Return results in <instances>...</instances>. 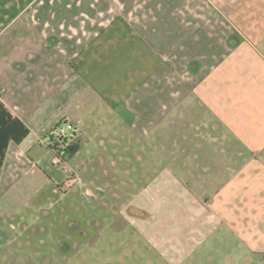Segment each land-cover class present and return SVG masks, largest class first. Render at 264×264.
Here are the masks:
<instances>
[{
  "label": "crops",
  "instance_id": "crops-1",
  "mask_svg": "<svg viewBox=\"0 0 264 264\" xmlns=\"http://www.w3.org/2000/svg\"><path fill=\"white\" fill-rule=\"evenodd\" d=\"M1 199L72 214L73 264H264V0H0Z\"/></svg>",
  "mask_w": 264,
  "mask_h": 264
},
{
  "label": "rangeland",
  "instance_id": "rangeland-1",
  "mask_svg": "<svg viewBox=\"0 0 264 264\" xmlns=\"http://www.w3.org/2000/svg\"><path fill=\"white\" fill-rule=\"evenodd\" d=\"M76 173L82 182L72 188L84 184L82 174ZM52 175L53 173H50V178H53ZM51 181L60 182L57 179ZM28 192L32 190L29 189ZM37 207L32 201L20 205L8 199L0 200V264H73L72 258L77 251L72 248V243L74 240H84L83 235H77L76 238L69 236L72 233L68 225L73 220V215L57 211L61 205H45V214L37 218ZM83 216L80 213L75 216L79 224L74 235L79 229L89 232ZM23 218L28 219L32 229L24 230L23 227H18ZM10 224L17 226L16 229L10 227Z\"/></svg>",
  "mask_w": 264,
  "mask_h": 264
},
{
  "label": "built area",
  "instance_id": "built-area-1",
  "mask_svg": "<svg viewBox=\"0 0 264 264\" xmlns=\"http://www.w3.org/2000/svg\"><path fill=\"white\" fill-rule=\"evenodd\" d=\"M82 135L79 126L70 121H61L57 127L41 139V144L50 152V170L68 171L66 178L59 182L57 188L67 191L82 180L76 171L69 168V157L72 153L74 138Z\"/></svg>",
  "mask_w": 264,
  "mask_h": 264
},
{
  "label": "trees",
  "instance_id": "trees-1",
  "mask_svg": "<svg viewBox=\"0 0 264 264\" xmlns=\"http://www.w3.org/2000/svg\"><path fill=\"white\" fill-rule=\"evenodd\" d=\"M74 150V146H72V150L71 151H73Z\"/></svg>",
  "mask_w": 264,
  "mask_h": 264
}]
</instances>
